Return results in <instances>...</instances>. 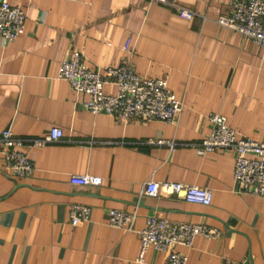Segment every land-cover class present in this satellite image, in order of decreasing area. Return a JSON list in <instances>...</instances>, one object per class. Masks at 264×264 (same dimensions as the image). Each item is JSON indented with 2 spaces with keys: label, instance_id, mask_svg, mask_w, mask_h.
Here are the masks:
<instances>
[{
  "label": "crops",
  "instance_id": "1",
  "mask_svg": "<svg viewBox=\"0 0 264 264\" xmlns=\"http://www.w3.org/2000/svg\"><path fill=\"white\" fill-rule=\"evenodd\" d=\"M9 1L27 19L15 41L0 35V131L26 140L35 170L14 175L0 151V264H166L167 253L153 248L140 258L138 230L152 215L220 230L172 246L187 264H264L263 199L239 189L232 149L197 152L215 113L241 136L264 139V47L215 22L232 12L231 0H177L198 14L192 20L158 0ZM74 51L93 71L125 65L166 79L183 102L178 122L91 113L88 95L59 77ZM104 89L117 92L113 83ZM53 126L62 139L32 144ZM73 174L102 184H73ZM152 180L207 187L212 203L148 196ZM75 203L90 207L76 225ZM111 210L135 213L132 228L111 226Z\"/></svg>",
  "mask_w": 264,
  "mask_h": 264
},
{
  "label": "built area",
  "instance_id": "2",
  "mask_svg": "<svg viewBox=\"0 0 264 264\" xmlns=\"http://www.w3.org/2000/svg\"><path fill=\"white\" fill-rule=\"evenodd\" d=\"M177 8L178 16L192 20L198 14L182 7L177 0H158ZM232 12L219 15L215 22L231 31L251 38L258 46L264 47V0H231ZM27 13L9 0H0V35L6 41H15L25 31ZM59 77L69 82L73 90L88 95L84 106L93 114L106 113L120 118L157 119L177 123L182 112V100L168 87L164 78H146L125 65L107 67L104 71L91 70L83 60L80 51L61 61ZM108 83L117 86L116 93L105 91ZM211 130L201 141L197 152L205 155L217 149L234 151V178L240 190L261 196L264 201V139L258 141L241 136L227 121V117L215 113L210 117ZM64 137L59 126H53L40 138L32 139L34 146L55 142ZM25 139L19 137L11 128L0 131V151L3 152L8 168L21 178L30 177L35 170L34 163L28 156ZM174 147L172 141L159 140ZM73 184L99 186L102 177L91 174H73ZM183 193L186 201L210 205L213 192L207 187L181 182L149 181L145 188L148 196L173 195ZM90 207L83 204L71 205V219L74 225L87 220ZM135 213L111 210L109 224L116 228H132ZM141 238V255L153 248L167 253L166 264H187L188 256L172 249L174 245L192 246L195 237L219 238V229L205 223L193 224L174 222L158 215L147 219L143 229L138 230Z\"/></svg>",
  "mask_w": 264,
  "mask_h": 264
}]
</instances>
